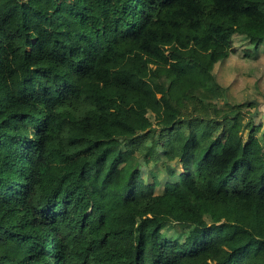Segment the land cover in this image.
<instances>
[{"label": "trees", "instance_id": "16d2710c", "mask_svg": "<svg viewBox=\"0 0 264 264\" xmlns=\"http://www.w3.org/2000/svg\"><path fill=\"white\" fill-rule=\"evenodd\" d=\"M239 51L264 55V0H0V264H264Z\"/></svg>", "mask_w": 264, "mask_h": 264}, {"label": "rangeland", "instance_id": "374dc122", "mask_svg": "<svg viewBox=\"0 0 264 264\" xmlns=\"http://www.w3.org/2000/svg\"><path fill=\"white\" fill-rule=\"evenodd\" d=\"M221 75L227 78H234L236 79V83L232 88V92L234 94L242 95L245 97L253 96L252 92L248 91V78L245 77L244 73H249L251 77L256 79H260L264 82V55L261 56L256 61H247L244 59L242 52H236L233 54V59L228 60L223 68H218ZM260 101V114L264 116V96H258L256 100ZM176 175L171 170L168 174H161L159 176V180L161 181L163 187L170 193L176 194L181 185L179 182L176 181ZM154 192V189L150 187L149 182H145L140 187V193L145 196H150ZM166 235V233H164Z\"/></svg>", "mask_w": 264, "mask_h": 264}, {"label": "water", "instance_id": "95a60500", "mask_svg": "<svg viewBox=\"0 0 264 264\" xmlns=\"http://www.w3.org/2000/svg\"><path fill=\"white\" fill-rule=\"evenodd\" d=\"M251 103H253V104L256 105V110H255V112L253 113L252 116H257L258 114H260L259 107H260V104H261V103H259V102L256 101V100H253ZM263 118H264V116H263Z\"/></svg>", "mask_w": 264, "mask_h": 264}]
</instances>
